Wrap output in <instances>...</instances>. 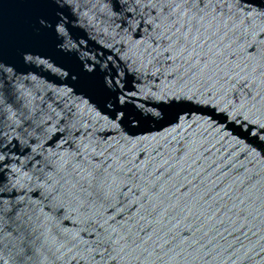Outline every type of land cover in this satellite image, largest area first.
I'll use <instances>...</instances> for the list:
<instances>
[{
	"label": "water",
	"instance_id": "water-1",
	"mask_svg": "<svg viewBox=\"0 0 264 264\" xmlns=\"http://www.w3.org/2000/svg\"><path fill=\"white\" fill-rule=\"evenodd\" d=\"M260 5L264 0L242 7L259 12ZM33 11L32 0H0L6 43ZM82 11L87 15L75 29L73 54H37L31 64L5 58L0 264H264V154L252 135L264 123V96L253 104L236 80L218 90L222 94L182 102L169 98L162 105L161 90L175 82L154 78V68L126 73L123 30L117 35L102 16ZM261 33L264 18H257L235 49L236 71L248 78L253 97L264 93ZM86 61L111 65L106 70L125 111L144 116L163 107L184 119L125 122L112 131L105 126L107 112L81 105L70 123L65 94L77 91L79 65L89 66ZM94 157L116 173L109 199L85 204L70 188L77 162L94 165ZM108 236L118 243L107 250L96 244Z\"/></svg>",
	"mask_w": 264,
	"mask_h": 264
},
{
	"label": "snow or ice",
	"instance_id": "snow-or-ice-1",
	"mask_svg": "<svg viewBox=\"0 0 264 264\" xmlns=\"http://www.w3.org/2000/svg\"><path fill=\"white\" fill-rule=\"evenodd\" d=\"M252 2L253 0H32L35 11L10 43H6L0 32V77L4 75L6 57H16L31 64L36 62L33 57L37 54L50 57H67L73 54L75 29L80 27L87 15L82 11L86 8L92 15L102 16L110 27H115L117 35H121L123 30L121 52L124 53L126 73L143 74L149 68H154L155 71L150 73L154 78L163 76L170 83L175 82V87L161 90L162 105L169 98L182 102L193 101L197 95L213 97L214 94H222L218 90L236 80H240L239 90L255 104L264 93L252 96V87H246L248 78L241 77L236 71L239 64L235 60L238 55L235 49L241 40L248 38L251 22L264 18V5L259 6V12H254L249 6L242 7ZM141 27L145 29L143 33L140 32ZM255 47L256 44H253L246 51H252ZM261 48L264 49V44ZM87 63V67L79 65L77 91L65 94V111L70 123L78 116L81 105H92L93 110L107 112L109 118L106 119L105 126L112 131H119L125 122L136 126L146 120L155 123L166 118L170 122L184 119L178 114L167 113L163 107L160 111L146 112L144 116L125 111L119 106L123 99L120 98L122 94L117 92L116 81L111 79L106 70L111 65L101 67L95 61ZM260 70L264 71V68ZM233 73L236 75L230 79ZM2 106L3 100L0 99V107ZM52 119L54 117L49 116V121ZM60 123H64L63 118ZM72 126L75 127V124ZM255 126L259 133L253 132L252 135L257 137L259 143L256 147L264 154V123ZM67 128L66 124L65 130ZM77 153L79 154V150ZM94 159V165L83 160L77 162L74 182L70 188L72 197L85 204L107 201L112 187L109 180L116 173L112 164L98 157ZM6 160L0 154V170L4 169ZM113 243L118 241L112 236L96 241L105 250Z\"/></svg>",
	"mask_w": 264,
	"mask_h": 264
}]
</instances>
